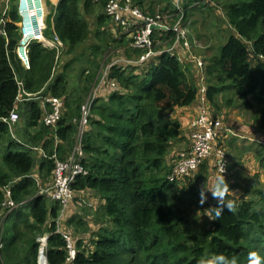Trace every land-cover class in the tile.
I'll return each instance as SVG.
<instances>
[{
  "label": "trees",
  "instance_id": "1",
  "mask_svg": "<svg viewBox=\"0 0 264 264\" xmlns=\"http://www.w3.org/2000/svg\"><path fill=\"white\" fill-rule=\"evenodd\" d=\"M108 1L58 0L52 21L50 16L46 19L44 35L51 38L53 28L64 44L63 51L56 59L54 49L31 42L29 69L21 65L13 52L19 40L16 23L20 18L15 4L0 12V19L7 18V35H0V146L6 142L0 164V210L4 187L11 182L12 198L17 204L4 222L0 264H38V238L44 233H48L44 252L47 264H64L66 260V241L56 231L55 222L61 206L38 193L33 172L37 166L41 179H49L54 168L51 155L55 153L64 160L73 148L80 106L101 76L98 71L101 60L96 61L101 48L93 45L88 69L81 71L80 83L71 90L67 87L66 74L73 60L66 61L65 57L76 58L78 46L91 33L83 14L96 16L94 35L104 41V35L110 32L107 25L111 20L103 13ZM133 1L151 15L167 11L168 7L158 5L171 2ZM188 4L184 5L186 17L203 3L192 7ZM222 8L228 25L237 35H230L217 54L208 58L206 97L213 105L214 116L220 114L216 95L224 89H233L244 109L256 111L253 117L256 132L263 140L258 143L260 151L256 159L264 170L261 154L264 61L253 58V55L264 56V0H223ZM102 26L105 31L101 30ZM113 43L123 47L122 38L113 39ZM125 48L127 58L131 53L135 56L141 53ZM122 67L127 66H111L109 78L116 85L110 87L112 91L107 97L95 99L83 136L82 163L87 174L79 176L72 188L76 192H95L103 220L95 231L89 232L90 247L81 237L74 242L75 264H199L201 259H210L215 254L235 257L238 264H248L250 252L264 257V183L259 172L246 177L245 185H231L230 188L238 186L243 193L233 202L234 212L225 209L220 219H204L201 225H198L199 216L194 217L193 213L200 210L205 215L208 210L212 215V207L217 206L211 194L203 205L198 202L199 189L207 188V181L214 173L212 164L208 160L202 162L183 181L167 179L172 158L189 145L179 148L185 140L182 124L170 112L196 103L199 76L193 63L180 62L163 53L151 61L147 70L141 68L137 74L134 73L137 66L132 65L128 73ZM17 79L32 94L31 100L16 102ZM40 95L63 99V112L54 128L42 122L44 108L37 98ZM226 100V106L233 105V100ZM12 110L24 118L22 126L12 127L15 137L1 121ZM74 220L67 222L75 226L84 222ZM61 230L67 232L64 223Z\"/></svg>",
  "mask_w": 264,
  "mask_h": 264
},
{
  "label": "built area",
  "instance_id": "2",
  "mask_svg": "<svg viewBox=\"0 0 264 264\" xmlns=\"http://www.w3.org/2000/svg\"><path fill=\"white\" fill-rule=\"evenodd\" d=\"M98 0H94L97 2ZM58 0H51L52 10ZM191 2V3H189ZM214 4V0H173L170 10L165 12H156L154 15L145 13L133 0H109L104 8L103 13L113 23L125 30V33L132 39L131 48L140 50L141 53L137 57L122 59L120 65L131 67L143 66L154 60V58L163 53L174 56L180 62L190 61L196 71L198 78V92L196 96L197 112L190 120V132L187 135L189 145L186 149L176 152L171 160L172 168L167 179L170 182L182 180L192 173L196 172L202 162L212 161L214 173L220 175L221 165L223 163L224 171L222 175L227 174L229 160L222 143L229 134H233L228 129L220 116H214L209 107V101L206 97L207 85L205 83V69L207 63L203 60L198 50L204 46L191 34V20L186 17L184 5L189 7L195 3ZM46 0H16V10L19 15L17 28L19 32V40L16 45L15 53L21 64L29 69V46L31 42L36 41L42 46L54 49L56 59L61 55L64 44L60 38L54 34L52 28V37H46L44 30L46 29V17L49 7ZM7 20L3 16L0 19V35H7L5 24ZM156 27V28H154ZM50 38V39H48ZM254 60L264 61V56L253 55ZM112 63L107 65L105 73H101L97 83V89L93 88L85 97L80 106V117L77 120V132L75 135L74 145L68 157L64 160L57 158L56 154H52L54 159V168L52 171V183L48 189H41L45 192V196L49 200L56 201L60 204L61 209H65L73 199L74 193L72 185L79 176L87 174V170L83 165L85 156L83 149V136L88 124L92 104L97 98L98 89L102 84L115 87V82L110 80L109 73ZM125 68V67H122ZM101 71V70H100ZM100 74V73H99ZM18 92L16 102L29 101L32 94L24 89V83L16 80ZM40 96L37 98L39 99ZM44 112L42 122L51 128L56 127L61 118L64 102L60 97L42 96ZM19 120V114L16 110H12L7 117H2L1 121L8 125L11 135H13V126ZM230 132V133H229ZM44 157H48L43 153ZM50 158V156H49ZM5 198L1 204L0 210V248L2 247L1 235L8 215L17 207L12 198L11 186L4 187ZM58 218V217H57ZM56 222V231L61 233L66 241L67 257L64 264H75L76 249L72 243L69 234L59 231L58 219ZM47 240V239H46ZM46 240L39 237L38 261L41 264H47L44 252L46 249Z\"/></svg>",
  "mask_w": 264,
  "mask_h": 264
},
{
  "label": "rangeland",
  "instance_id": "3",
  "mask_svg": "<svg viewBox=\"0 0 264 264\" xmlns=\"http://www.w3.org/2000/svg\"><path fill=\"white\" fill-rule=\"evenodd\" d=\"M222 1L223 0L221 1L217 0L215 5L206 4L205 9L202 8V5H204L202 4L201 7L198 8V12L196 11V13L194 12L193 15L191 14V16L188 17V19L190 20L193 18L192 24L190 23V30L192 36H194L193 34L197 33V37H199V39H197L195 36L194 37L204 46L202 49L198 50V53L202 56L203 60L206 63L209 57L216 55L218 50H220L225 45L226 40L230 35H237L235 30L232 29L227 23L225 13L222 8ZM46 2L48 3L47 5L50 11L49 14L50 17L52 18L53 10H52V6L49 4L50 0H46ZM14 4L16 5V0H0V12L7 11L10 5H14ZM141 9L145 13L147 12L145 9L143 8ZM83 15L87 18L89 22L91 33L87 38V40L78 46L76 58H74L73 55H69L65 57L66 61L70 59L73 60L71 67L69 68V70H67V74H66L69 79L67 84L68 90L73 89L75 86H77L80 83L79 77L81 71L83 69L84 70L88 69L87 60L88 58L91 59L93 58V54L91 52L93 45L95 46L99 45V47L101 48L100 50L101 53H98L96 57V61L101 60L100 62L101 66L98 70L100 74L105 73V70L103 68H105L107 65H110L115 62L119 64L124 63L122 62V59H124L123 55H125V53L117 51L118 49V46L116 44L117 42L115 44L113 43V39H119L116 36V29H112V31L115 30V34L113 35L111 32H108L109 34L106 33V35H104L103 37L104 41L101 42V40L95 38L94 35L95 34L94 21L96 16H89L86 14ZM107 28L111 29L110 23H108ZM106 42H109L111 46L110 45L106 46L105 44ZM127 44H128V39L126 38V40L123 41V47L128 46ZM16 45L13 49L15 55H16L15 53ZM248 46L250 49V45ZM150 64L151 62L147 63V65L138 66V69H136L134 73L137 74L141 70V68H145L147 70ZM59 65L57 67H59ZM123 70H125V72L128 73L131 70V67H125ZM147 78H149V76ZM226 83L227 85L231 86V82L227 81ZM95 84L96 83H94L91 87V89L93 88V91L97 89V86H95ZM87 96L88 94H86L85 97ZM226 99L233 100V105L231 104L226 106L225 104L227 101ZM39 100L41 102L43 101L41 95L39 97ZM216 102L220 110L219 112L220 114L217 115L223 116L222 117L223 123L225 122L226 127L230 129V131L233 133L227 136V138L224 140L222 145L224 146V149L227 154V158L229 160V166L227 170L228 172L227 174L223 175L226 183H228V187L230 190L227 193L225 199L226 201L235 202L236 200H239L241 198L243 193L240 188L238 189V186L234 188H230L232 184L239 183L240 185H245L248 181L246 177L253 175L256 172H259L260 180L262 181V183H264V170L261 169L260 163L258 159H256V154L258 153V151H260V147H259L260 144L258 145V143H262L263 140H261L260 135L256 132V122L253 119L254 114H256V111L253 108L244 109L241 105V101L235 96L233 89H224L222 92L218 93L216 95ZM176 112L177 111H175L174 109L170 113L172 115L178 116L176 117V119L180 121L179 118L184 116V114L179 112L176 113ZM21 122L23 125L24 118L19 115V120L17 121L15 126L20 127L19 124H21ZM189 124L190 123L187 124V122L185 124H182V132L184 137H186L189 134L187 129V127H189ZM12 131H13L12 137H15L14 136L15 131L14 130ZM186 132L188 133L186 134ZM232 139L234 140L232 141ZM186 145L187 143L185 138V140H183L180 143L179 148H184L186 147ZM5 147H6V142L4 141L0 146V164H3L2 159L5 152ZM261 154L264 155V149L263 151H261ZM33 173H34L33 179L36 183V186L38 187V191H39L38 193L45 195V192H41V189H48V187L51 185L52 183L51 175L47 180L41 179V177L37 173V166L34 169ZM218 176L219 175L217 174H213V173L211 174L210 180L207 181L208 182L207 189L211 190L213 188ZM12 183L13 182L7 185L11 186ZM73 193H74L73 199L70 202H68L69 204L67 205V207L65 209H60L59 211L57 218L59 222L58 228L59 231L62 232L61 227L63 226L64 223L67 230V232L64 233L69 232L68 234L71 235V240L73 244H75L74 242L79 240L81 237L84 243L86 244V246L90 247L91 246L90 231H95L96 227L98 226V223L102 222L103 220L100 214L101 209H99L101 204L100 199L92 190H84L82 192L81 191L76 192L75 190H73ZM77 194H81V195L76 198ZM206 194L209 198V195L211 193L207 192ZM193 214L194 217L199 216L200 218V220H198V225H201L204 219L205 220L207 219V221L209 220L208 210L205 211V215H202L200 210H196ZM70 219L72 220L75 219L74 221L76 222H78L79 219H82L84 222H82L81 225L79 226L78 225L75 226L72 224H68L67 221H69ZM5 227L7 228V225Z\"/></svg>",
  "mask_w": 264,
  "mask_h": 264
},
{
  "label": "clouds",
  "instance_id": "4",
  "mask_svg": "<svg viewBox=\"0 0 264 264\" xmlns=\"http://www.w3.org/2000/svg\"><path fill=\"white\" fill-rule=\"evenodd\" d=\"M224 171L223 163L221 165L220 175L211 190L201 186L199 189V204L203 205L207 199V192H210L212 197L217 201V206L212 207L214 214L208 215L210 220L220 219L222 213L227 209L228 212L235 211V204L232 201H226L225 197L230 191L228 184L222 175ZM199 264H238L235 257H228L224 254H215L210 259H201ZM248 264H264V257H261L257 252L253 251L248 254Z\"/></svg>",
  "mask_w": 264,
  "mask_h": 264
},
{
  "label": "crops",
  "instance_id": "5",
  "mask_svg": "<svg viewBox=\"0 0 264 264\" xmlns=\"http://www.w3.org/2000/svg\"><path fill=\"white\" fill-rule=\"evenodd\" d=\"M53 1V0H52ZM216 1L217 0H214V4H212V5H215V3H216ZM50 2H51V0H50ZM172 3H173V0H171V2H170V4H167V3H165V2H163V3H161V4H159L158 6L159 7H168V9L167 10H170V8H171V6H172ZM195 5H198V3H195L193 6H195ZM192 7V6H191ZM197 7V6H196ZM198 8H200V7H198ZM198 8H196V9H194L192 12V15L194 14V12L196 13V11L198 12ZM50 13V12H49ZM48 13V15H47V17L48 16H50V14ZM47 17H46V19H47ZM52 19L53 18H51V21H52ZM192 22H193V18L191 19V24H192ZM94 23H95V21H94ZM110 25H111V29H110V32L112 33V35L113 34H115V30H113L112 31V29H116V36H117V38H123V41H125L126 40V38L128 39V48H131V43H130V40H131V38L125 33V30L124 29H122V28H120L118 25H116L115 23H113V22H111L110 21ZM101 30H103V31H105V26L103 27L102 26V28H101ZM197 39H199L198 37H197V33H195V34H193ZM121 49V50H120ZM132 49V48H131ZM117 51H119V52H123V53H125L126 52V49H125V47H122V46H120V47H118V49H117ZM138 56V55H137ZM137 56H135V55H133V53H131V56L130 57H137ZM123 57H124V59L125 58H127L128 56H125V55H123ZM117 65H120V64H117ZM138 71V70H137ZM112 91V88H110V86H108L107 84H102L101 85V87H99V89H98V97H102V98H105V97H107L109 94H110V92ZM210 102V101H209ZM209 107H210V109H211V112H212V114L214 115V108H213V105L211 104V103H209ZM175 111H177V112H179V113H183L184 114V116H182V117H180L179 119H180V122H181V124H185L186 122H187V124L190 122V120L195 116V114H196V112H197V105H196V103H194V104H192V105H190V106H188V107H178V108H175ZM176 112V113H177ZM178 113V114H179ZM186 113V114H185ZM216 116H218V115H216ZM173 117L174 118H176V117H178V116H175V115H173ZM220 117H223V116H220ZM185 121V122H184ZM183 122V123H182ZM224 125L226 126V124H225V122H224ZM19 126H22V122H21V124H19ZM187 129H188V132H190V129H189V127H187ZM188 132H186V134L188 133ZM186 136V135H185ZM186 138V143H187V145H188V143H189V139H188V136H186L185 137ZM188 147V146H187ZM186 147V148H187ZM209 163L210 164H212V161H209ZM213 174H215V173H213Z\"/></svg>",
  "mask_w": 264,
  "mask_h": 264
},
{
  "label": "water",
  "instance_id": "6",
  "mask_svg": "<svg viewBox=\"0 0 264 264\" xmlns=\"http://www.w3.org/2000/svg\"><path fill=\"white\" fill-rule=\"evenodd\" d=\"M154 28H156V27H154ZM42 237L46 240L47 237H48V234H47V233H44V234L42 235ZM42 260H45V262H46V257H45V258H42ZM38 264H41V263L38 261Z\"/></svg>",
  "mask_w": 264,
  "mask_h": 264
}]
</instances>
